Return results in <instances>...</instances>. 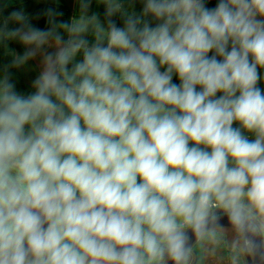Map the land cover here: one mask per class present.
<instances>
[{"label": "clouds", "instance_id": "clouds-1", "mask_svg": "<svg viewBox=\"0 0 264 264\" xmlns=\"http://www.w3.org/2000/svg\"><path fill=\"white\" fill-rule=\"evenodd\" d=\"M73 2L0 0V264H192L221 212L264 256V0Z\"/></svg>", "mask_w": 264, "mask_h": 264}, {"label": "flooded vegetation", "instance_id": "flooded-vegetation-1", "mask_svg": "<svg viewBox=\"0 0 264 264\" xmlns=\"http://www.w3.org/2000/svg\"><path fill=\"white\" fill-rule=\"evenodd\" d=\"M218 234V243H206L205 248L215 250V255L204 256V252L197 243V239L193 242L194 256L192 264H233V257H235V264H251L255 262L257 254L248 250L244 251L243 236L237 234L231 227H221L215 229ZM204 257L200 259L199 257ZM259 258L261 257L258 255Z\"/></svg>", "mask_w": 264, "mask_h": 264}, {"label": "trees", "instance_id": "trees-1", "mask_svg": "<svg viewBox=\"0 0 264 264\" xmlns=\"http://www.w3.org/2000/svg\"><path fill=\"white\" fill-rule=\"evenodd\" d=\"M71 0H61V3L59 5L60 8L63 9L65 12V18L68 15H74L73 7L70 2ZM95 0L92 4V9L95 6ZM55 5L50 3V0H10L8 9L4 12V15H7V11H11L12 8H19L23 7L26 11L29 13H32L33 15L37 12H40L42 9L47 7H54ZM139 6L137 5V8ZM98 12L101 14V19H103V6H98ZM34 24H37L39 27L45 26V21L43 18L39 20H33ZM13 46V44H11ZM12 49L15 50L14 47ZM16 48L19 50V53L23 52V48L20 47L19 44L16 43ZM12 59V54H10L7 50H0V64L7 65L10 60ZM28 64H30L33 67L34 72L37 74L40 69L38 68V65L35 63L34 60L30 61ZM15 75L19 81L18 87L21 90H27L29 83L26 81L24 74L21 73L18 69H14ZM175 79V78H174ZM178 82V81H177ZM264 86V85H262Z\"/></svg>", "mask_w": 264, "mask_h": 264}, {"label": "rangeland", "instance_id": "rangeland-1", "mask_svg": "<svg viewBox=\"0 0 264 264\" xmlns=\"http://www.w3.org/2000/svg\"><path fill=\"white\" fill-rule=\"evenodd\" d=\"M70 2L72 4V6L75 5L74 7H76V4L73 2V0H71ZM92 11H95V10H92ZM96 12H97V10H96ZM12 44H13V46L12 45L11 46L15 48V53L19 54V50L16 48V43L12 42ZM49 47H56L55 42L54 41L50 42ZM34 61L38 65V68L41 69L42 64L40 62V58L37 57L36 59H34ZM18 70L24 74L26 81L30 84L32 77L36 74L33 70V67L30 64H27L25 66L18 68Z\"/></svg>", "mask_w": 264, "mask_h": 264}, {"label": "water", "instance_id": "water-1", "mask_svg": "<svg viewBox=\"0 0 264 264\" xmlns=\"http://www.w3.org/2000/svg\"><path fill=\"white\" fill-rule=\"evenodd\" d=\"M221 215L224 216V220L223 222L219 225V226H216V225H210L211 228H214V229H217V228H221V227H231V224L230 222H228V219H227V216L224 215L222 212L220 213ZM189 232H191V229L188 230ZM196 240V237L195 235L193 234L192 235V244L193 242ZM251 264H264V256H261L259 258V256L257 255L256 258H255V262L254 263H251Z\"/></svg>", "mask_w": 264, "mask_h": 264}, {"label": "crops", "instance_id": "crops-1", "mask_svg": "<svg viewBox=\"0 0 264 264\" xmlns=\"http://www.w3.org/2000/svg\"><path fill=\"white\" fill-rule=\"evenodd\" d=\"M75 5H73L72 7H73V12H74V15L76 14V12L78 11V7H77V5H76V7H74ZM91 10H97V12H98V5L97 4H95V6L93 7V9H91Z\"/></svg>", "mask_w": 264, "mask_h": 264}]
</instances>
